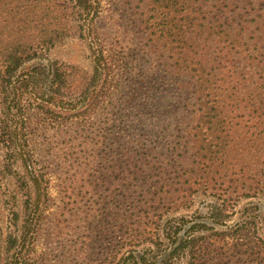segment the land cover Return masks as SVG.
<instances>
[{
	"label": "trees",
	"instance_id": "16d2710c",
	"mask_svg": "<svg viewBox=\"0 0 264 264\" xmlns=\"http://www.w3.org/2000/svg\"><path fill=\"white\" fill-rule=\"evenodd\" d=\"M137 2L142 61L122 93L98 0H0V178L22 195L0 264H30L45 209L25 110L79 123L106 99L89 156L108 209L85 215L79 264H264V0ZM71 37L86 74L48 56Z\"/></svg>",
	"mask_w": 264,
	"mask_h": 264
},
{
	"label": "rangeland",
	"instance_id": "374dc122",
	"mask_svg": "<svg viewBox=\"0 0 264 264\" xmlns=\"http://www.w3.org/2000/svg\"><path fill=\"white\" fill-rule=\"evenodd\" d=\"M138 7L137 0H98V13L93 21L98 41L111 58L112 76L121 77L123 81L122 93L129 90V80L142 61L140 49L144 41L139 34ZM48 56L76 67L83 74L88 73L87 49L76 37L64 40L50 50ZM107 101L95 106L79 123L72 119L62 125L51 124L35 110H25L28 147L34 167L46 184L45 209L40 226L32 234L30 264H79L75 252L88 235L84 230L85 215L98 218L107 212V186L93 178L95 161L89 156L96 137L103 132L106 134L104 129L112 125V119L107 120L109 115L105 118ZM87 168L90 170L86 171ZM21 199L16 180L9 176L0 178V228L3 232H6L11 211L20 218Z\"/></svg>",
	"mask_w": 264,
	"mask_h": 264
}]
</instances>
